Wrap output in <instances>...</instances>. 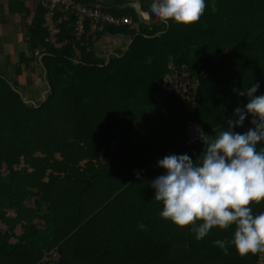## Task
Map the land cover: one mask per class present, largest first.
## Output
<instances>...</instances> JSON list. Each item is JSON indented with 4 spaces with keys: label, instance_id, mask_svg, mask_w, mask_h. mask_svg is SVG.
<instances>
[{
    "label": "trees",
    "instance_id": "obj_1",
    "mask_svg": "<svg viewBox=\"0 0 264 264\" xmlns=\"http://www.w3.org/2000/svg\"><path fill=\"white\" fill-rule=\"evenodd\" d=\"M76 2L139 24L132 31L105 24L96 38L76 41L78 13L68 11L53 43L39 5L27 34L31 49H43L41 59L0 60V264L263 260L264 251L242 256L212 244L230 239L232 226L196 240L190 226L162 219L149 184L162 173L156 162L163 156L201 152L200 139L187 142L189 120L211 135L247 102L251 82L264 93V0H205L190 25L151 19L148 0ZM83 28L89 32L88 18ZM108 39L113 50H101ZM169 60L199 79L193 101L160 86ZM29 71L48 86L42 101L17 89V76ZM249 127L246 116L233 130ZM249 207L264 211V199Z\"/></svg>",
    "mask_w": 264,
    "mask_h": 264
},
{
    "label": "clouds",
    "instance_id": "obj_2",
    "mask_svg": "<svg viewBox=\"0 0 264 264\" xmlns=\"http://www.w3.org/2000/svg\"><path fill=\"white\" fill-rule=\"evenodd\" d=\"M39 5L43 8L42 26L53 43L57 41L60 25L67 21L66 13L76 12L79 16L76 8L86 7L76 0L66 9L62 4L55 5V23L49 26L45 24L47 9L42 0ZM204 9L205 0H152L147 15L161 22L190 25L199 20ZM57 17H61L60 21ZM49 29H54V33ZM102 29L84 32L82 36L74 31L73 36L76 41H85L89 34L96 38ZM40 50L43 49L36 48L32 53L37 60L42 57ZM170 63L175 65L172 60ZM258 88L257 81L245 89L242 95L247 102L242 108H233L234 118L227 119V127L219 126L211 135L200 132L203 148L195 159L187 153L160 158L156 166L163 171L149 184L153 190L151 199L162 206L158 212L162 219L176 226H190L196 240L205 237L213 227L232 226L230 239H215L212 244L225 252L227 245H231L242 256L264 251V211L253 214L249 207L251 202L264 199V93L257 94ZM246 116L251 127L234 131ZM138 228L142 230L145 225L138 224Z\"/></svg>",
    "mask_w": 264,
    "mask_h": 264
},
{
    "label": "built area",
    "instance_id": "obj_3",
    "mask_svg": "<svg viewBox=\"0 0 264 264\" xmlns=\"http://www.w3.org/2000/svg\"><path fill=\"white\" fill-rule=\"evenodd\" d=\"M72 0H42V4L46 7L47 12L45 15V24L52 25L55 23L54 10L55 5L62 4L66 9L70 6ZM151 4L152 0H148ZM80 12L78 19L75 22V34L82 36L85 32L83 28L84 22L89 19V33L93 32L105 24H112L115 26L126 27L127 30L132 31L137 29L138 22L135 21L129 15H113L109 12H104L98 9V7H82L76 8ZM61 17H57V21H60ZM51 34L54 33V29H49ZM175 65L169 64V71L163 76L161 80V87L169 92L178 94L182 100L191 102L196 99L197 88L199 85V79L192 75L188 71L186 65H181L180 68H175ZM203 131L201 123L196 120H189L186 125L187 142H194L199 138L200 132ZM204 133V131H203ZM55 256V254H54ZM257 264H264V259L259 260Z\"/></svg>",
    "mask_w": 264,
    "mask_h": 264
},
{
    "label": "crops",
    "instance_id": "obj_4",
    "mask_svg": "<svg viewBox=\"0 0 264 264\" xmlns=\"http://www.w3.org/2000/svg\"><path fill=\"white\" fill-rule=\"evenodd\" d=\"M39 1L40 0H0L1 61L6 58L12 63L13 59H17L18 54L25 56L32 55L35 48H30L27 26L32 24L34 20ZM6 72L12 73L13 70L7 68ZM26 74H29L31 77L30 79H32V75H34L35 72L29 71Z\"/></svg>",
    "mask_w": 264,
    "mask_h": 264
},
{
    "label": "rangeland",
    "instance_id": "obj_5",
    "mask_svg": "<svg viewBox=\"0 0 264 264\" xmlns=\"http://www.w3.org/2000/svg\"><path fill=\"white\" fill-rule=\"evenodd\" d=\"M123 39L124 38H122V40ZM112 41H113V39H108L107 41L103 40V42H101V44H100L101 50L109 49V51H112L113 50V48H111L112 47V45H111ZM11 75L12 74L10 73L9 77H11ZM30 78L31 77H29V74H26V73L19 74L16 78V81L19 84V88H17V89H19V90L21 89L24 99H31L34 102L42 101L46 96L45 94L48 93V91H49L48 87L45 85V83L43 81H42V83L40 82V80H39L40 77L38 76L37 73H35V75H32V79L30 80L31 84L28 87V82L26 81V79L28 80ZM12 79H13V77H12ZM51 255H53V254H51ZM54 257H56V256H54Z\"/></svg>",
    "mask_w": 264,
    "mask_h": 264
},
{
    "label": "water",
    "instance_id": "obj_6",
    "mask_svg": "<svg viewBox=\"0 0 264 264\" xmlns=\"http://www.w3.org/2000/svg\"><path fill=\"white\" fill-rule=\"evenodd\" d=\"M138 7H139V4H138V3H136V4H135V8H138ZM47 87H48V86H47Z\"/></svg>",
    "mask_w": 264,
    "mask_h": 264
}]
</instances>
